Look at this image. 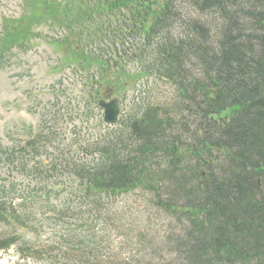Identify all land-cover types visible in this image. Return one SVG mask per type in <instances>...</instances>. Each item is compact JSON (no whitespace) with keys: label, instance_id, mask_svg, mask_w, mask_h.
Instances as JSON below:
<instances>
[{"label":"trees","instance_id":"1","mask_svg":"<svg viewBox=\"0 0 264 264\" xmlns=\"http://www.w3.org/2000/svg\"><path fill=\"white\" fill-rule=\"evenodd\" d=\"M93 5L97 14L106 10L119 18V28L112 31L100 17L109 26L91 31L85 13L81 30L88 41L96 33L107 51L119 46L125 54L135 47L130 38L142 42L140 53L132 50L141 70L173 87L176 96L168 107H139L101 142L96 160L90 154L87 166L67 163L68 173L99 193L138 192L174 221L166 249L152 250L162 264H264V0ZM84 8L89 12L88 4ZM14 35L4 40L24 49ZM52 42L68 49L70 34ZM98 50L97 59L106 57V49ZM57 165L64 168L63 159ZM12 213L0 208V221L8 214L20 222ZM15 241L0 239V250ZM43 252L51 257L54 250Z\"/></svg>","mask_w":264,"mask_h":264},{"label":"rangeland","instance_id":"2","mask_svg":"<svg viewBox=\"0 0 264 264\" xmlns=\"http://www.w3.org/2000/svg\"><path fill=\"white\" fill-rule=\"evenodd\" d=\"M95 2L103 4L106 0H0V58L5 59L0 70V187L4 189L5 208L18 200L13 209L24 217L27 212L31 215L23 221L31 232L16 223H0V239L18 238L16 248L27 242L33 251L58 250L52 253L57 256L55 261L32 264H162V255L153 254L152 250L166 249L164 240L174 230L172 221L156 214L138 192L109 198L100 209L85 205L76 181L57 165L66 152L71 155L67 157L81 164L91 161L85 156L86 146L96 134H101L94 127L95 116H101V112L95 106L84 112L91 93L94 99V94L99 93V97L110 90L111 97L121 101V116L135 113L141 105L168 107V100L176 96L173 87L151 79L134 88L103 85L105 67L97 59L103 45L96 33L88 41L81 29L88 22L92 31L103 17L110 26L109 21L108 25L101 24V30L109 26L114 31L119 28V18L109 16L106 10L97 14ZM86 4L89 12L84 8ZM63 19H67V27H62ZM20 31L25 38L14 35ZM68 33V49L50 43L54 39L64 42ZM9 35L18 37L16 44L22 43L24 49L20 44L10 46L9 40H4ZM7 49H11L10 55L5 52ZM90 51L95 55L94 61ZM136 66L126 58L127 75L121 78L131 79ZM58 67L64 72L56 73ZM60 77L62 81H58ZM41 127L42 139L25 148ZM11 152L12 164L8 162ZM9 186L16 192L8 191ZM29 192L32 194L22 201ZM66 204H70L71 218H65L64 226H58L51 221L55 216L52 209H64ZM55 238L83 241L79 249L75 243L60 248L54 245ZM66 250H87L88 254L80 259L76 255L79 252ZM0 264L4 261L0 260Z\"/></svg>","mask_w":264,"mask_h":264},{"label":"water","instance_id":"3","mask_svg":"<svg viewBox=\"0 0 264 264\" xmlns=\"http://www.w3.org/2000/svg\"><path fill=\"white\" fill-rule=\"evenodd\" d=\"M105 108H106V112H105L106 119L105 120L112 121L116 113L115 107L111 103L109 105H106Z\"/></svg>","mask_w":264,"mask_h":264}]
</instances>
